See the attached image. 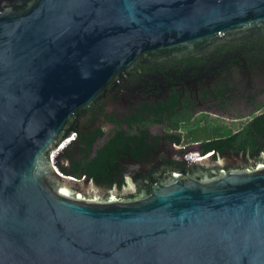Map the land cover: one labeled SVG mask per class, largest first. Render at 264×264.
<instances>
[{
  "label": "water",
  "instance_id": "95a60500",
  "mask_svg": "<svg viewBox=\"0 0 264 264\" xmlns=\"http://www.w3.org/2000/svg\"><path fill=\"white\" fill-rule=\"evenodd\" d=\"M263 37L264 0H0V264H264V163L199 158L131 199L57 166L136 64Z\"/></svg>",
  "mask_w": 264,
  "mask_h": 264
},
{
  "label": "flooded vegetation",
  "instance_id": "af4514ba",
  "mask_svg": "<svg viewBox=\"0 0 264 264\" xmlns=\"http://www.w3.org/2000/svg\"><path fill=\"white\" fill-rule=\"evenodd\" d=\"M263 116L264 37L220 44L206 57L151 60L87 107L57 165L120 199L136 198L150 181L189 171L196 161L190 154L233 170L264 163V149L254 155L204 148ZM125 189L132 192L122 195Z\"/></svg>",
  "mask_w": 264,
  "mask_h": 264
},
{
  "label": "trees",
  "instance_id": "16d2710c",
  "mask_svg": "<svg viewBox=\"0 0 264 264\" xmlns=\"http://www.w3.org/2000/svg\"><path fill=\"white\" fill-rule=\"evenodd\" d=\"M256 122L253 128H246L243 132L238 134H232V132L229 131L227 140L215 141L214 144L210 145L206 144L204 148L207 150L217 149L234 151L236 153L259 154L261 150L264 149V127H262L264 124V116L259 118ZM214 133H216V131H214ZM258 135L262 136V138L259 139ZM61 172L65 174L66 170L61 168Z\"/></svg>",
  "mask_w": 264,
  "mask_h": 264
},
{
  "label": "built area",
  "instance_id": "2783aa9c",
  "mask_svg": "<svg viewBox=\"0 0 264 264\" xmlns=\"http://www.w3.org/2000/svg\"><path fill=\"white\" fill-rule=\"evenodd\" d=\"M75 138H76V135H73L71 138L67 139L65 145L66 146L69 145L73 140H75ZM187 158H191L193 160L194 159L196 160V159H199L200 157H197L195 154H190Z\"/></svg>",
  "mask_w": 264,
  "mask_h": 264
}]
</instances>
